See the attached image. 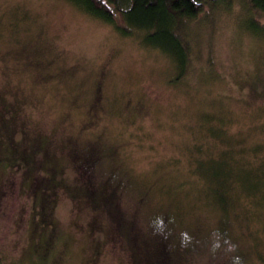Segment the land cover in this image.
Masks as SVG:
<instances>
[{"label":"rangeland","instance_id":"rangeland-1","mask_svg":"<svg viewBox=\"0 0 264 264\" xmlns=\"http://www.w3.org/2000/svg\"><path fill=\"white\" fill-rule=\"evenodd\" d=\"M246 16L242 0L209 6L182 32L190 46L183 71L171 51L124 35L69 0H0V113L2 103L16 110L0 116L2 264H40L30 252L38 207L24 194L29 170L10 192L2 180L12 160L40 138L60 161L61 180L74 186L77 172L64 148L69 138L79 149L99 139L111 150L90 173L97 186L110 176L120 181V216L134 208L150 230L147 214L173 207L179 219L170 235L180 236L184 226L205 235L218 226L229 232L237 250L216 254V264L264 263L259 196L236 184L227 216L187 198L204 183L198 158L212 160L230 148L236 161L264 162V31L250 30ZM138 186L149 189V199L138 197ZM94 218L101 227L95 232ZM51 220L55 241L46 264H133L124 238L108 231L113 220L104 210L62 189ZM212 237L200 239L178 264H209Z\"/></svg>","mask_w":264,"mask_h":264},{"label":"trees","instance_id":"trees-1","mask_svg":"<svg viewBox=\"0 0 264 264\" xmlns=\"http://www.w3.org/2000/svg\"><path fill=\"white\" fill-rule=\"evenodd\" d=\"M69 1L85 12L111 23L124 35H137L148 46L158 47L165 52L171 51L179 59L183 71H185L190 59V46L187 37L182 34L183 30L185 32L193 20L203 16L209 6L215 9L223 5L228 6L231 2V0ZM242 4L246 8V18H248L250 30L256 33L264 31V21L262 20L264 0H242ZM4 104L1 105L3 108L0 116L8 113L16 116V110ZM4 123L9 126L7 121ZM98 142L100 143L99 139L93 140L92 143L85 146V150L79 149L78 144H75L71 138L64 145L69 154L70 162L77 172L73 178L76 181L75 186L68 181L61 180L62 177L59 175L63 172L62 165L54 156V152L49 149V142L43 138L35 141L31 150L25 154L26 156L20 157L16 161L12 160L11 167L13 169L10 170L6 179H2L5 182L4 187L10 192L15 188L16 183L13 184L15 179H22V173L24 172L25 175L29 170L27 173L30 175L29 185L25 188L24 194L30 199L32 208L38 207L37 213H35L37 220L30 235L31 238L34 236L35 244H33L30 252H34L40 264L48 262L55 241L53 232L56 230V223L51 220V216L58 198V192L62 189L67 191L71 197L90 204L95 211L104 210L107 218L111 217L113 225L108 231L114 229L119 236L124 238L129 246L133 264H178L180 256L186 252L190 253L191 249L196 248V243L200 239L205 240L212 234L209 264H214L217 261L214 258L216 254L226 255L229 250L236 249L235 245L231 243L232 238L229 232L224 227L218 226L205 235L198 230L190 231L192 229L188 230L184 226L180 236L178 231L174 235H170L177 218L179 219L178 212L174 211L173 207L167 209L162 205L158 209L164 208L163 211H151L150 214H147L150 219L148 221L150 230L144 229L134 208L129 209L130 217L120 216L118 214V199L121 197L120 181L116 182L110 176L111 178H107L103 184L97 186L90 173L98 163H102L100 158L103 159L104 153L111 154V156L113 154L111 150L109 153L105 152ZM235 154L229 148L221 157L212 160L196 159L198 161L196 172L204 183L202 187H199V191L187 194L189 199L196 197L194 200L196 208L203 210V205L214 206L221 213H224L223 216H227L236 203V196L233 191L236 184H240L246 188L244 190H249L253 195H256L253 198L256 201H258L257 197L259 196L258 203L262 204L264 208V162L236 161L237 155ZM255 159L259 160L258 158ZM199 162L201 166H199ZM114 173L116 174V170ZM138 187V197L144 200L149 199V189L146 191L145 188ZM252 206L255 208L257 205L254 203ZM25 208L27 209V206ZM224 220H229V218ZM90 228L94 232L101 228L97 218H94L90 223ZM12 264L24 263L16 260Z\"/></svg>","mask_w":264,"mask_h":264}]
</instances>
